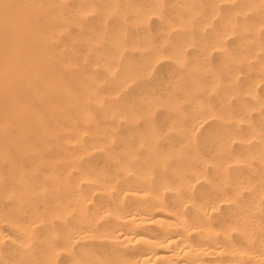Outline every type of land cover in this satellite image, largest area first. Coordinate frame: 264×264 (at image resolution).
<instances>
[{"label": "rangeland", "instance_id": "374dc122", "mask_svg": "<svg viewBox=\"0 0 264 264\" xmlns=\"http://www.w3.org/2000/svg\"><path fill=\"white\" fill-rule=\"evenodd\" d=\"M190 1L191 2L193 1L192 4ZM205 1H207V3ZM212 1L211 0H174V1L173 0H50V1L49 0H2L1 1L0 0V38L2 39V44L0 43V48L2 47V49L4 50V51L2 50L4 56L7 54L5 57L9 61L8 62L9 67L14 70H17L19 68L21 69L24 67L30 70L31 69L39 70V71L41 70L40 72H41L42 79L39 84H33L34 86L32 84H18V85L17 84L16 85L7 84L11 89L13 90L16 89L15 91L17 92L18 90L20 93L18 101L13 102V105L11 106L13 111L14 109H17L16 111L18 114L17 113L13 114L7 118H4L3 116L0 117V124L5 125L4 127L5 129L8 127L6 129L8 133V140H9L8 144L10 143L9 146H11L10 152L12 154V157L16 159V163L17 161L19 162V166L18 164L16 166H18V170L20 171L21 179L24 181L27 187L30 188L31 186V189H30L32 191L30 194L31 200L34 198L33 199L34 202L41 203V199L44 201L43 195L47 196L49 194L48 189L50 187V184L48 183L50 182L47 178L48 176L46 173L48 171H52L53 169H56V171L54 170V172L58 173L59 175L63 172L61 174L62 177L63 175H68L70 177L72 175L71 179H73L75 177V174H78L74 172L75 171L77 172L78 169L81 168V166L83 168H86L87 170V168H89V165L90 166L92 165L93 167H90L91 169L90 168L88 169L90 170V173H91V170L93 169L92 172L93 174L95 173V176L97 178L102 177V179H106V180L110 179V182H111L114 175L118 173L117 169L114 170L115 168H117L115 167V164L113 166L114 162L112 161L110 162L107 157L108 155L113 154V156L114 155L118 157L123 156L121 158V162L125 165L130 163V159H132L131 160L132 162L134 161V164H135V161H137L135 164V169L138 168L136 165L139 160L142 162L144 161L146 162V161H149L150 159V162L152 161L151 162L152 164L148 162L149 164L147 163L146 166L141 165L140 169L146 167L148 169L147 174L150 175L151 173H153L152 175L153 177L155 175V177L154 178L152 177V179H155L158 173L157 168L159 169L161 163H163V165H166L170 163V162H167L168 160L176 161L179 157L181 158L183 155L186 156L188 154H191V152L198 150V149L200 150V152L205 151L209 153L212 148L217 146L216 142L218 141V138L219 136H221L222 132L225 131L226 127H227L226 129L227 131L236 130L238 132L239 130L244 129L243 125H241L243 127L237 128L235 125L233 126V124H230V123H231V120H234L233 116H235L234 114L235 111H236V114L239 112V108H240L239 105L243 102L241 100L243 99V97L239 96L241 94L240 92L238 93L239 90L237 91L236 89H239L241 86L245 85L243 83H245V81L247 80L246 77L247 75H249L248 73H250L249 71L251 70V69H248L247 67L254 65L256 60H253V59H256V58L252 54L251 50H248V49L245 50L243 49L242 46H239V43H237L238 40L236 39V37H234L235 36L234 34H226V36H228L227 38H225L226 36L219 38L217 34V30H218L217 27H219V22H220L219 20L224 14L223 12H225L228 8L227 7L223 8L225 6L223 3L214 4L216 5L214 8L215 10L211 12V7L214 6ZM32 7H33V10H32ZM23 8H25L24 11H23ZM220 8H222L223 10H220ZM19 10L22 11V13H20ZM201 10L204 12H202ZM219 11L221 12L219 13ZM55 13H58V15H56ZM196 13L197 14L199 13L200 15H197ZM219 14L220 16L217 17V15ZM36 16L38 18L40 16V18L38 19ZM50 17L52 19H50ZM194 17L195 19L196 17L198 18L195 20ZM204 17H205V20H204ZM36 19H38L39 23L41 24L35 22L34 20ZM53 19H56L55 23ZM214 19H216V21ZM24 20L26 21L24 22ZM42 20L46 22H44L43 24ZM211 20L214 22H212ZM38 25H41V26H38ZM47 25H49V27ZM207 25L211 27H208ZM43 28L46 31L43 30L42 32L41 29ZM49 31H51L53 34ZM231 35H232V39H231ZM37 39L39 40V42H36L38 41ZM49 40L51 42H49ZM225 41L226 43H224ZM20 47L21 49L22 48L23 49L21 50ZM26 48L27 49L29 48V50H27ZM218 49H220V51L222 50L221 52L223 53V55ZM240 50H242L241 51L242 54ZM21 51H22V54H21ZM235 51H237V53ZM30 53H33V54H30ZM234 53H236V55ZM45 54L46 56H44ZM219 54H220V57L221 56L223 57L220 58ZM33 56H36V57H33ZM243 56H245V58H243ZM30 57L31 58L33 57V60H31ZM47 57L51 59L48 60ZM250 59H252V61ZM37 60L39 61L41 60V61L39 62ZM51 60L53 61V64L55 63V65L58 66V68L59 67L62 68V73L61 71L58 72L59 71L58 68L55 69V65L51 64L52 62ZM236 60L238 61V63H237V66L234 67L236 63V62L234 63V61ZM246 60L248 63L245 62ZM241 63L242 64L244 63V64L241 66L239 65ZM220 64L221 65L223 64V66L221 67ZM244 65L246 66L247 70L245 69ZM45 66H47V68ZM220 67L222 68L223 72L221 71ZM53 69L55 72L53 71ZM234 69H235V72H234ZM225 71H226V75H225L226 77L224 79L223 77H224ZM43 73H44L43 75L44 77L42 76ZM60 74L64 75L68 80L64 79V76H61ZM86 75L91 81L93 80L92 81L94 82L93 84H91L92 82L90 80L89 81L87 80ZM240 75H242L241 78H240ZM63 80L64 81L66 80V81L63 82ZM237 80L239 81V83H237ZM240 80H242V82ZM69 81L73 82L74 84L73 83L70 84ZM235 81H236V84H234ZM262 81L264 80H260L259 81L260 83L258 82L253 85L254 87L256 86V91L258 90V88H260L259 90L261 91L258 90L257 93L259 92L258 95L264 97V93H262V91H264L262 90L264 89L262 88L264 87V84H262ZM89 82L91 83L87 84ZM222 84L225 88L222 86ZM239 84H240V87H238ZM56 85L57 86L59 85L61 87L60 88L56 87ZM26 86L28 87V89ZM54 86H55V89L57 90L52 88ZM48 87L51 89V91L47 89ZM24 88H25V91L27 90L28 92H25ZM218 88H220L221 90ZM58 90L60 91L58 92ZM218 90L222 92L217 93ZM225 90L226 92L223 93V91ZM30 91L31 93H29ZM66 91H68L67 92L68 94L65 93L66 94L65 95L64 92ZM94 91L96 92V94ZM230 91L231 93H229ZM27 93L29 94V97ZM33 93H36L37 95V98H34V101H35L34 103L31 102L33 101V98L31 99V96L33 95ZM40 93L42 95H40ZM45 93H47V95ZM25 95L26 97L24 98L23 96ZM44 95H46L47 97L46 96L44 97ZM60 96L62 97L59 98ZM237 96L239 99L237 98ZM27 97L28 99H26ZM215 98L217 99L215 100ZM236 99L240 101V102L237 101L239 104L236 102ZM61 100H63L62 103L60 102ZM228 101L229 103H227ZM232 101L234 102L235 106H232V103H233ZM202 103L205 106H202L203 105ZM33 105L36 107L34 108ZM44 105L45 107H42ZM57 105L59 106L57 107ZM115 106H117V108ZM193 106L196 111H194ZM63 109H64V112H63ZM203 109L204 111L205 110L207 111L204 112ZM114 111H116V113ZM191 111H194V112H191ZM200 111L201 113H199ZM231 111H234V113L233 112L231 113ZM30 112H32L31 115H30ZM43 112L46 114H44ZM54 112L56 116L54 115ZM58 112L59 114H57ZM197 113H198V116L197 117L196 115L194 116V114H197ZM256 113H257V110H253L251 112L252 115L253 114L255 115V116L254 115L252 116L253 118L252 120L254 122H256V120L258 121L257 119L258 117ZM61 115H64V116H61ZM191 115H193V117ZM57 116L59 118L62 117L60 118L61 120ZM64 117L67 119L64 120ZM215 117H217V119ZM202 118L203 119L207 118L208 120H204V121L201 120L199 122L196 121ZM47 119L49 120V122H47ZM218 119L219 120L221 119L222 121L221 120L218 121ZM62 120L65 121L66 124ZM216 120L219 123H215L217 122ZM70 121L72 122L73 126L71 125ZM202 121L204 122L205 125L204 124L202 125L200 123ZM226 121H228V123L230 122L229 124L231 126L225 125ZM93 124H94V127H93ZM82 126L85 128H83ZM75 127L78 130H76ZM80 127L82 128L80 129ZM199 129L201 130V132H203V134L199 133L200 131ZM216 129H219V130H216ZM94 130L95 132L96 130H98L96 134ZM191 130L194 132L196 136L193 134ZM59 131L60 133H58ZM91 131L93 135L91 134ZM71 132L74 135V136L72 135L73 139L69 135V133ZM240 132H244V131H239L238 133ZM189 133H191L193 136ZM60 134L62 136H60ZM86 134H88V136H86ZM199 134L205 137H202L201 139L199 138L201 137ZM32 135L33 137H31ZM101 135L103 138H101ZM104 136L106 138H104ZM114 136H116L117 138L115 137L116 138L115 139ZM56 137H60V138H56ZM91 137L92 138L96 137V138L91 139ZM195 137H196V140H194ZM1 138L2 136L0 133V139ZM97 138H98V141H97ZM113 138L116 141H114ZM203 138L204 139L206 138L204 140L205 141L204 144L206 143L205 144L206 146L202 144ZM55 139H57L59 143L57 142V140L55 141ZM110 139H113V140H110ZM118 139L119 141H117ZM142 139H144V141H142ZM36 140L37 142H40V143H37ZM33 141L35 142V144L33 143ZM69 141L71 142V144L69 143ZM113 141L115 143V145L113 146L114 149L115 147L116 148L118 147L117 151L116 149L115 150L112 149L113 147L110 149V145L112 146L114 144ZM130 141L131 142L134 141V142L131 143ZM16 142H18L17 144H19L21 148L32 147V148H35L37 154L40 155L42 153L40 155L41 158L39 157L38 164L37 162L33 164L34 163L33 159H34L35 154L31 152L30 153L26 152L27 156L26 154L22 157L19 156L21 155L20 154L21 152L18 153V152H15L14 149H12V147L15 146ZM195 142H197L198 145H196ZM232 142L233 143L236 142V143L233 144ZM66 143L67 145H65ZM172 143L173 144L175 143V144L173 145ZM188 143L190 144L187 145ZM238 143H239L238 140L234 139L233 141L231 140L229 142V146L231 147L232 145L233 147L235 145L233 148L237 149ZM59 144L60 146H58ZM69 144L72 146L71 148ZM72 144H74V146ZM75 144L77 145L79 144L80 146L79 145L78 146L80 147V149L77 145L76 147ZM84 144L86 145L89 144V145L86 146ZM199 144L201 145V149L203 150L200 149ZM209 144H212V145H209ZM53 145H55L54 148H53ZM175 145L176 147H174ZM141 146H142V150H139L141 149L140 148ZM143 146L146 148H144ZM73 147H75L76 149ZM68 148H70L71 151H69L70 149ZM105 148L106 149L108 148L109 151L111 150L113 151L109 152L108 149L106 150ZM62 149H65V151H68V152H64V150ZM97 149H98V152L96 153ZM163 149L164 150L166 149L165 150L166 152ZM75 150H77L76 153L74 152ZM102 150L103 151L106 150L107 152L106 151L103 152ZM158 150L160 152L159 154H158ZM49 151L52 154H54L53 157L51 156L52 154H50ZM72 151L74 153H72ZM140 151L141 153H143V155H141ZM118 152L120 153V155ZM124 152H126V155ZM105 153H107V155ZM91 154H93V157L95 156L94 157L95 159L91 156ZM147 154L148 156H145ZM139 155L140 157H138ZM173 155H175L177 158L174 156V159H171V158L169 159L168 156L173 157ZM49 156H51V158ZM83 156L84 157L86 156V157L84 158ZM136 156H137V159L133 160ZM20 157L21 158L25 157V158L22 161ZM87 157H89V159L92 158L94 162L91 159L89 160ZM153 157L155 158L153 159ZM61 158L63 161L61 160ZM69 158H71L73 161L75 159V162H72L71 159L69 160ZM83 158L84 159L87 158V161H91V162H87L88 163L87 167L86 165L81 164V163L87 164L85 162H82V160H84ZM97 158L100 161V163L102 162L103 163L100 164L99 161L96 160ZM101 158L102 160L105 159V161L104 160L102 161ZM126 158L128 160H126ZM146 158H148V160H145ZM51 159L53 162L51 161ZM55 159L57 161L60 160L61 163L57 162ZM41 160H43V162L45 163H43ZM67 160H69L70 162ZM76 160L78 161L77 164H76ZM106 160L109 161V164H108V161ZM95 161H97L98 163ZM62 162L63 164L65 162L66 167H64L65 165L63 166ZM67 162L69 163V165L66 164ZM132 162L130 164L131 168L134 166ZM96 163H97V166H95ZM78 164H79V167H78ZM55 165H58V166L54 168ZM149 165H151V167H148ZM25 166H26L27 172H25L26 171ZM3 167L0 166V169H1L0 171L5 172L8 170L11 171L15 166L12 165V167L10 168L4 167V169ZM150 168H152L153 170L152 169L150 170ZM37 170H39V172L38 174L35 172L36 173L35 174L33 171H37ZM40 172H42L41 176H40ZM28 173L30 174V178H28L29 176ZM71 173H74V175ZM87 173L90 174L89 171ZM70 177L68 178L70 179ZM45 180L47 181L45 182ZM197 185L199 186V184ZM37 186L40 187V189H36ZM43 186L44 187L47 186L48 189L45 187L47 189V192H45L46 189ZM198 186H196V188ZM34 195L36 196V198ZM37 199H40V200H37ZM9 201H7V199L0 200V204L2 205L4 204L3 206L0 205V208L9 210L10 209L9 207H11L10 209L11 211L13 209V202L11 200ZM5 229L6 231L12 233L11 229H9L8 227ZM5 247L7 248L8 244H5V246L3 245V248Z\"/></svg>", "mask_w": 264, "mask_h": 264}, {"label": "bare ground", "instance_id": "6f19581e", "mask_svg": "<svg viewBox=\"0 0 264 264\" xmlns=\"http://www.w3.org/2000/svg\"><path fill=\"white\" fill-rule=\"evenodd\" d=\"M192 2H191V4H192ZM205 2L207 3V1H205ZM212 2H213V5L223 3L225 5L223 8H225V7L228 8L225 12H223L224 14L222 13L223 15H222L221 19L219 20L220 21L219 27H217L218 28L217 34H218L219 38L226 36V34H234L235 36L234 35L233 36L236 37V39L238 40L237 43H239V46H242L243 49H245V50L246 49L251 50L252 54L256 58V59H253V60H256L254 65L249 66L250 65L249 64L248 65L249 67H247L248 69H251L252 71L251 70L249 71L250 73H248L249 75H247L248 78L246 77L247 80L245 81V83H243L245 85L240 87V84H241L240 83L238 86L240 88L236 89L237 91L239 90L238 93L240 92V94H241V95H239V94L238 95L240 97L241 96L243 97V99L240 98L243 102L239 105L240 108H239V112L237 114H236V111H235V113H234V111H231V113L233 112L235 114V116H233L234 120H231V123L229 122L230 124H233V126L235 125L237 128L244 126V129L242 128L243 130H239V131H244V132L238 133L239 131L237 132L236 130H234L236 132L231 131V130L227 131L226 130L227 127H226L225 131H227V132H225V131L222 132L221 136H219L218 141L216 142L217 146L212 148V149L210 148L211 150L209 153H207L205 151L200 152V150L198 149L199 151L195 150V151L191 152V154L187 153L188 155H186V156L183 155L181 158L179 157L176 161H169L167 159L168 160L167 162H170V163H168L169 165L168 164L163 165V163H161L159 169L157 168L158 173H157V176L155 179H152L153 173H151V171H150V173H151L150 175L147 174L148 169L146 167H144L145 169L142 168L143 170L140 169L141 165L146 166L147 163L150 162V159H149V161H146V162L145 161L142 162L139 160L138 161L139 164L137 163V165H136L138 168L135 169V164L137 161H135V164H134V161L132 162L131 161L132 159H130V163L127 162L128 164L125 165L121 162V158L123 156L118 157L116 155L113 156V154L108 155L107 157H108V160L110 162L111 161L114 162L113 166L115 164V167H117L114 170L117 169L118 173L116 175H114L113 178L110 177V178H112L111 182H110L109 178H108L109 180L102 179V177L97 178L95 176V173L93 174V172H92L93 169L91 170V173H92L91 174L90 170H88V169L90 167H93L92 165L91 166L89 165V168H87V170H86V168H83L81 166V168H79L77 172L76 171L74 172V173H78V174H75V177L73 179H71L72 175H71V177L68 175H63V177H62V175H61L63 173L62 171H60L62 173L59 175L58 173L54 172V170L56 171V169H53L52 171L47 170L48 172L46 174H47V176H48L47 178L50 182V183H48V184H50V187H49V189L47 188L48 185L45 187L48 189L49 194L47 195L48 196L47 197L46 195H43V193H42V195L44 196V198H43L44 201L41 199V203H37V202H34V200H33L34 198L31 200V195H30L32 192L30 190L31 186H30V188L27 187V185L21 179L20 171L18 170L19 162L17 161V163H16V159L12 157V154L10 152L11 146H9L10 143L8 144L9 140H8V133L6 130L8 127L5 129L4 128L5 125L0 124V133L2 136V138L0 139V166H2V167L4 166L6 168H10V167H12V165L15 166L11 171H9V170L5 171V172L0 171V200L7 199V201L11 200L13 202V209L11 211H10L11 207H9L10 208L9 210H5V209L0 208V264H264V97L258 95L259 92L257 93V91L260 88H258V90L256 91V86L254 87V85H253V84L258 83L260 80H264V0H213ZM43 3H44V1H43ZM215 6L216 5L212 6L213 8L211 7V12L213 10H215L214 9ZM218 7H219V5H218ZM4 8H6V7H4ZM24 9L25 8H23V11H24ZM20 10H21V8H20ZM32 10H33V7H32ZM220 10H223V9L220 8ZM202 12H204V11H202ZM216 12H217V10H216ZM220 12L221 11H219V13ZM20 13H22V11H20ZM35 14H36V12H35ZM55 14L58 15V13H55ZM197 15H200V14L198 13ZM218 16H220V14L217 15V17ZM205 17H204V20H205ZM39 18H40V16H39ZM55 18H56V16H55ZM197 18L198 17H196V19ZM24 19H25V17H24ZM30 19H31V17H30ZM38 19H36L34 21L39 23ZM50 19H52V18L50 17ZM194 19H195V17H194ZM55 20L56 19H53L54 23L56 22ZM214 20L216 21V19H214ZM25 21L26 20H24V22ZM44 22H46V21H43V24H44ZM212 22H214V21H212ZM20 24H22V23H20ZM39 24H41V23H39ZM46 24H48V23H46ZM34 26H35V24H34ZM38 26H41V25H38ZM47 26L49 27V25H47ZM42 27H43V25H42ZM208 27H211V26H208ZM41 30L43 32L44 28ZM41 30H39V31H41ZM212 30H213V28H212ZM44 31H46V30H44ZM51 31H49V32H51ZM227 37L228 36H226L225 38H227ZM44 38H46V37H44ZM231 39H232V35H231ZM24 42H26V41H24ZM36 42H39V40ZM49 42H51V41L49 40ZM211 42H212V40H211ZM0 43L2 44L1 38H0ZM224 43H226V41ZM48 44H50V43H48ZM227 44H228V42H227ZM20 49H21V47H20ZM215 49H216V47H215ZM2 50L3 49L1 47L0 48V117L3 116L4 118H7V117L17 113V111H16L17 109H14V111H13L11 106L13 105V102L18 101L19 94H20L18 90L16 92L15 91L16 89L15 90L11 89L7 84H12V85L13 84H15V85L16 84L17 85L18 84H32V85L33 84H39L41 82L42 77H41V72H40L41 70L40 71L39 70H33V69L30 70V69H27L25 67L21 68V69L19 68L17 70L10 68L9 63H8L9 61L5 57L7 54L4 56V54H3L4 50L3 51ZM27 50H29V48ZM218 50L220 51V49H218ZM237 51H235V52L237 53ZM241 51L242 50H240V52ZM9 52H10V50H9ZM33 53H30V54H33ZM236 53H234V54L236 55ZM21 54H22V51H21ZM241 54H242V52H241ZM222 55H223V53H222ZM44 56H46V54ZM33 57H36V56H33ZM33 57L32 58L30 57L31 60H33ZM219 57H220V54H219ZM221 57H223V56H221ZM38 58H39V56H38ZM243 58H245V56H243ZM47 59L50 60L51 58L49 59L47 57ZM226 59H225V61H226ZM228 59H229V57H228ZM52 60H53V58H52ZM250 60L252 61V59H250ZM13 61H14V59H13ZM37 61H39V60H37ZM245 62H247V60ZM227 63H229V62H227ZM234 63H235L234 67H236L238 61L236 60V61H234ZM42 64H41V66H42ZM51 64H53V61L51 62ZM223 64L222 65L220 64V66L222 67ZM243 64L241 63L239 65L242 66ZM53 65H55V63ZM230 65H228V66H230ZM56 66L57 65H55V69L58 68V66L57 67ZM45 67L47 68V66H45ZM221 67H220V69L222 71ZM243 67H241V68H243ZM247 68L245 66L246 70H247ZM58 69H59L58 72L61 71V73H62V68L59 67ZM231 69H233V68H231ZM238 69H239V67H238ZM53 71H54V69H53ZM227 71H229V70H227ZM234 72H235V69H234ZM43 75H44V73L42 74V76ZM60 75L64 76L62 74H60ZM225 75H226V71L224 73V77H223L224 79L226 77ZM241 76L242 75H240V78H241ZM86 77H87V75H86ZM69 78H70V76H69ZM230 78H232V77H230ZM64 79L68 80L65 76H64ZM56 80H55V82H56ZM87 80L89 81L90 79L87 77ZM65 81L63 80V82H65ZM70 81H69L70 84L73 83ZM94 81H95V79H94ZM240 81L242 82V80H240ZM91 82H89L87 84H90ZM69 83H67V84H69ZM93 83L94 82H92L91 84H93ZM237 83H239L238 80H237ZM56 84H58V83H56ZM234 84H236V81L234 82ZM262 84H264V81H262ZM226 85H227V83H226ZM19 86H21V85H19ZM222 86H223V84H222ZM56 87L60 88L61 86L56 85ZM207 87H208V85H207ZM207 87H206V89H207ZM25 88H24V91H25ZM52 88L55 89V86ZM216 88H217V86H216ZM262 88H264V87H262ZM22 89H20V90H22ZM27 89H28V87H27ZM47 89H49L51 91V89L49 87ZM218 89H220V88H218ZM55 90H57V89H55ZM220 90H218L217 93L220 92ZM226 90L223 91V93L226 92ZM230 90H232V89H230ZM236 90H235V92H236ZM262 90H264V89H262ZM52 91H54V90H52ZM59 91L60 90H58V92ZM62 91H64V90H62ZM259 91H261V90H259ZM25 92H28V91L26 90ZM67 92L68 91L64 92V94L65 93L68 94ZM29 93H31V91ZM47 93H45V94L47 95ZM229 93H231V91ZM262 93H264V91H262ZM52 94H53V92H52ZM95 94H96V92H95ZM40 95H42V94L40 93ZM46 95H44V97ZM23 97L25 98L26 95ZM28 97H29V94H28ZM28 97L26 99H28ZM61 97L62 96H60L59 98H61ZM71 97H72V95H71ZM218 97H220V96H218ZM32 98H33V101H31V102L34 103L35 102L34 98H37L36 93H33V95L31 96V99ZM52 98H53V96H52ZM227 98H228V96H227ZM237 98H238V96H237ZM216 99L217 98H215V100ZM238 99H236V102L239 101ZM191 100H192V98H191ZM71 101H72V99H71ZM229 101L227 103H229ZM60 102L62 103L63 100H61ZM234 102L232 103V106H235ZM39 104H40V102H39ZM35 105H36V103H35ZM198 105H200V104H198ZM58 106L59 105H57V107ZM202 106H205V105L203 104ZM206 106H208V105H206ZM35 107L36 106H34V108ZM42 107H45V105ZM115 107L117 108V106H115ZM226 107H228V106H226ZM193 108H194V106H193ZM199 108H201V107H199ZM37 109H38V107H37ZM231 109H233V108H231ZM45 110H46V108H45ZM253 110H257L256 115L258 117L257 118L258 121L256 120V122H254L252 120L253 119L252 116L255 114L254 112H253L254 113L253 115L251 114V112ZM40 111H42V110H40ZM194 111H196L195 108H194ZM194 111H191V112H194ZM201 111L199 113H201ZM203 111H204V109H203ZM205 111H207V110H205ZM222 111H224V110H222ZM55 112H54V115H55ZM63 112H64V109H63ZM114 112L116 113V111H114ZM118 112H119V110H118ZM31 113L32 112H30V115H31ZM52 113H53V111H52ZM60 113H61V111H60ZM44 114H46V113H44ZM44 114H42V115H44ZM57 114H59V112ZM195 115L197 117L198 113L194 114V116ZM61 116H64V115H61ZM191 116L193 117V115H191ZM201 116H202V114H201ZM70 117H71V115H70ZM60 118H62V117H60ZM188 118H187V120H188ZM207 118L206 119L202 118V119L196 120V121L199 122L201 120H203V121L208 120L209 118L208 119ZM215 118L217 119V117H215ZM48 119H50V118H48ZM48 119H47V122H49ZM59 119H58V121H59ZM65 119H67V118L64 117V120ZM187 120H185V121H187ZM189 120H191V119H189ZM220 120L218 119V121H220ZM31 121H32V119H31ZM218 121L215 123H219ZM63 122L65 123V121H63ZM72 122H73V120H72ZM72 122H71V125H72ZM202 122H200V123L203 125L204 122L203 123ZM232 122H234V123H232ZM226 123H225V125H230L228 123V121H226ZM65 124H64V126H65ZM184 125H185V123H184ZM210 125H212V124H210ZM241 125H243V126H241ZM36 126H38V125H36ZM66 126H68V125H66ZM186 126H187V124H186ZM82 127H80V129ZM93 127H94V124H93ZM44 128H46V127H44ZM83 128H85V127H83ZM210 129H212V128H210ZM76 130H78V129L76 128ZM178 130H180V129H178ZM192 130H193V128H192ZM216 130H219V129H216ZM60 131L58 133H60ZM67 131H69V130H67ZM97 131L98 130H96V132ZM195 131H196V129H195ZM64 132H66V131H64ZM94 132H95V130H94ZM96 132H95V134H96ZM71 133H69V135L72 138L73 133L72 134ZM185 133H184V135H185ZM199 133L203 134V132H201V130L199 131ZM91 134H92V131H91ZM178 134H180V133H178ZM189 134H191V133H189ZM193 134H194V132H193ZM28 135H30V134H28ZM33 135L31 137H33ZM65 135H66V133H65ZM102 135H103V133H102ZM102 135H101V138H103ZM181 135H182V133H181ZM49 136H51V135H49ZM54 136H56V135H54ZM57 136H58V134H57ZM60 136H62V135L60 134ZM76 136H78V135H76ZM86 136H88V134H86ZM94 136H96V135H94ZM65 137H67V136H65ZM115 137L116 136H114V138ZM202 137H205V136L202 135L199 138L202 139ZM56 138H60V137H56ZM93 138L95 139L96 137H93ZM93 138L91 137V139H93ZM98 138H97V141H98ZM104 138H106V137L104 136ZM107 138H108V136H107ZM142 138H143V136H142ZM113 139H110V140H113ZM115 139H114V141H116ZM205 139L203 138V142L201 141L202 144H204ZM208 139H209V137H208ZM234 139L238 140V142H239L237 144V149L233 148L235 145L233 147H232V145H231V147L229 146V142L231 140L233 141ZM44 140H46V139H44ZM56 140L57 139H55V141ZM194 140H196V137L194 138ZM114 141H113V143H114ZM117 141H119V139ZM120 141H122V140H120ZM134 141H132V142H134ZM142 141H144V139H142ZM36 142H37V140H36ZM57 142H58V140H57ZM77 142H78V140H77ZM236 142H234V143H236ZM17 143L18 142L15 143V146L12 147V149H14V151L18 152V153L21 152L20 153L21 155H19L21 157L24 156L26 154V152L27 153L31 152V153L35 154L34 159H33L34 160L33 164H35V162H37V164H38L39 157L41 158L40 155L42 153L40 155L37 154L35 148H32V147L21 148V146ZM33 143L35 144L34 141H33ZM37 143H40V142H37ZM69 143L71 144L70 141H69ZM178 143H179V141H178ZM60 144L58 146H60ZM70 144H69V146L71 148L72 146ZM97 144H98V142H97ZM189 144L190 143H188L187 145H189ZM195 144L198 145L197 142H195ZM65 145H67V143ZM72 145L74 146V144H72ZM76 145L77 144H75V146ZM84 145H86V144H84ZM88 145H86V146H88ZM108 145H109V143H108ZM114 145H115V143L112 146L110 145V149ZM141 145H143V144H141ZM209 145H212V144H209ZM54 146L55 145H53V148H54ZM56 146H57V144H56ZM169 146H171V145H169ZM199 146L201 149L200 144H199ZM63 147H64V145H63ZM107 147H109V146H107ZM174 147H176V145ZM189 147H188V149H189ZM70 148H68V149H70ZM73 148H75V147H73ZM117 148L115 147L116 151H117ZM140 148L141 149H139V150H142V146ZM144 148H146V147H144ZM68 149H66V150H68ZM79 149H80V147H79ZM112 149H114V147ZM62 150H64V152H68V151H65V149H62ZM93 150H91V151H93ZM106 150H104V151L102 150V151L105 152ZM201 150H203V149H201ZM69 151H71V149ZM76 151L77 150H75L74 152L76 153ZM108 151H109V149H108ZM111 151H113V150H111ZM111 151H109V152H111ZM146 151H148V150H146ZM169 151H170V149H169ZM51 152H52V150H51ZM51 152H50V154H52ZM74 152L72 151V153H74ZM97 152H98V149H97L96 153ZM44 153H45V151H44ZM124 153L126 155V152H124ZM140 153H141V151H140ZM159 153L160 152L158 150V154ZM105 154L107 155V153H105ZM44 155H46V154H44ZM53 155L54 154H52L51 156L53 157ZM119 155H120V153H119ZM141 155H143V153H141ZM26 156H27V154H26ZM51 156H49V157L51 158ZM91 156L93 157V154H91ZM145 156H148V154ZM149 156H151V155H149ZM174 156L175 155H173V157H170V156H168V157H169V159L170 158L174 159ZM21 157H20V159H22V161H23V159L25 157L24 158H21ZM138 157H140V155ZM43 158H45V157H43ZM87 158L89 159V157H87ZM87 158L82 160V162H85V163L91 162V161H87ZM154 158L155 157H153V159ZM26 159H27V157H26ZM52 159H51V161H52ZM70 159L71 158H69V160ZM90 159L93 160L92 158H90ZM136 159H137V156L133 160H136ZM55 160H54V162H55ZM61 160H62V158H61ZM69 160H67V161H69ZM96 160H98V158ZM101 160H102V158H101ZM103 160L105 161V159H103ZM108 160H106V161H108ZM126 160H128V159L126 158ZM145 160H148V158H146ZM41 161L43 162V160H41ZM71 161L75 162V159H74V161L71 159ZM109 161H108V164H109ZM122 161H123V159H122ZM124 161H125V159H124ZM47 162H48V160H47ZM57 162L61 163L60 160ZM77 162L78 161L76 160V164H77ZM93 162H94V160H93ZM95 162H97V161H95ZM131 162L134 165L133 167H134L135 171H134L133 167L131 168V165H130ZM43 163H45V162H43ZM97 163H96V165L95 164L94 165L97 166ZM99 163H100V161H99ZM102 163H100V164H102ZM17 164H18V166H16ZM62 164H63V162H62ZM66 164L69 165L68 162ZM81 164L86 165V167L88 165V163L87 164L81 163ZM110 164H112V163H110ZM64 165H65V162H64L63 166ZM128 165H130V166H128ZM41 166H39V167H41ZM46 166H47V164H46ZM49 166H50V164H49ZM56 166H58V165H55L54 168ZM4 167H3V169H4ZM43 167H45V166H43ZM60 167H62V166H60ZM64 167H66V165ZM78 167H79V164H78ZM107 167H108V165H107ZM109 167H110V165H109ZM148 167H151V165H149ZM94 169H95V167H94ZM151 169L152 168H150V170ZM25 170H26V166H25ZM58 170H57V172H58ZM72 170H74V169H72ZM102 170H103V168H102ZM88 171L90 174L87 173ZM25 172H27V170ZM33 172L34 173L36 172L38 174L39 170L33 171ZM74 173H71V174L74 175ZM41 174H42V172H40V176H41ZM25 175H27V174H25ZM31 177H32V175H31ZM68 177H70V179ZM154 177H155V175H154ZM28 178H30V174H29ZM46 181L47 180H45V182ZM25 182H26V180H25ZM30 182H31V180H30ZM197 184H199V186ZM196 186H198V187L196 188ZM36 189H40V187L37 186ZM47 189H46V191L45 190L44 191L47 192ZM45 192H44V194H45ZM35 198H36V196H35ZM37 200H40V199H37ZM0 205H2V204H0ZM7 227L9 229H11L12 233L6 231L5 228H7ZM5 244H8L7 248L6 247L3 248V245L5 246Z\"/></svg>", "mask_w": 264, "mask_h": 264}]
</instances>
